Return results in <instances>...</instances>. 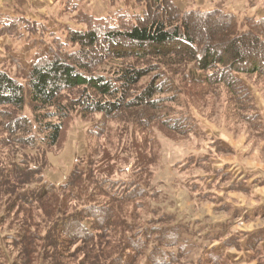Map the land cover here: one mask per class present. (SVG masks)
Wrapping results in <instances>:
<instances>
[{
	"label": "trees",
	"instance_id": "trees-1",
	"mask_svg": "<svg viewBox=\"0 0 264 264\" xmlns=\"http://www.w3.org/2000/svg\"><path fill=\"white\" fill-rule=\"evenodd\" d=\"M137 2L145 4L140 12L126 8L103 17L78 12L75 17L80 28H69L66 38L79 45V49L66 52L59 47L40 55L28 70L25 84L0 68V107L4 110L0 111V206L5 197L4 189L8 188L14 191L6 199L9 200L6 207L11 202L12 208L18 202L29 206L39 199L40 193L41 196L55 195L66 189L78 205L76 213H60L54 220H47L48 225L44 222L30 224L32 216L28 210L20 224L10 227L12 230L2 229L4 238L19 247L20 254L29 250L38 253L45 247H37V244L44 242L58 255L62 247L72 242L71 251L82 250L84 258H88L100 254L91 243L97 238L101 239L98 242L106 239L104 248L110 246L108 253L117 256L123 264H130L129 261L137 258L146 264H232L222 254L213 252V245L210 248L218 242L225 249H243L244 255L235 264H264V226L247 229V224L254 220L245 208L222 203L214 194L216 188L225 187L227 192L251 193L252 196L253 186L264 187L261 176L248 173L237 180L226 172L227 165L209 164L211 157L207 153L185 165L183 172L203 170L197 175L200 183L197 196L213 204L218 212L227 213L229 209L231 212L223 220L206 225L210 229L202 234L194 229L190 220L163 208L162 194L153 187L151 164L155 160L148 154L149 163L141 162L135 148L138 142L135 135L138 131L144 135L140 125L143 126L150 116L167 130L190 135L197 120L192 117V108L187 104L181 107L179 99L185 96L188 84L201 81L203 74L196 73L197 70L207 72L210 69L203 80L209 82L220 76V84L225 88L232 86L233 106L249 122L254 135L264 141V117L257 110L247 81L240 77L247 72L245 66L251 49L264 47V30H260L264 27V17L245 19L243 26L247 28L242 31L234 15L219 9L184 11L173 0ZM194 19L202 20L208 29L220 22L232 26L233 34L228 38L227 48L222 51L215 45L201 43V27L195 25ZM39 27L41 22L36 20L0 13V37L16 34L21 28ZM203 34H207L206 31ZM170 48L176 51L186 48L184 56L189 55L192 68L187 62L181 66V61L169 58L170 50L162 52ZM103 49L116 58L126 57L129 51L138 49H145L147 54L158 50L160 54L156 61H147L142 68L121 63L100 71L94 66L98 56L104 55L100 53ZM225 57L230 61L226 71ZM236 61L240 62L238 67ZM183 70L182 83L178 84L176 74ZM186 73L189 80L184 86ZM150 75V80L140 87V81ZM220 84L217 86L222 91ZM174 104L180 107L173 109ZM119 111H125L124 120L132 121L128 127L131 147L119 153V166L107 158L96 164L95 151L91 149L74 165L63 183L55 184L45 179L48 160L46 162L42 156L60 142L63 130L71 124V113L77 112L83 118L100 113L103 122L105 118L106 121L116 118ZM139 115L144 119L137 121ZM51 118L53 120H48ZM124 131L126 129L122 134ZM4 146H10L9 152L1 150ZM210 146L212 152L223 158L231 153L220 139ZM128 167L131 173L124 175L128 174ZM220 183L225 184L220 186ZM197 187L189 189L194 192L192 188ZM7 218L8 214L2 212L0 223ZM194 223H200L199 219ZM41 226H45L44 229ZM73 246H76L74 250ZM16 261L20 264L24 260L18 258ZM0 263H4L2 257Z\"/></svg>",
	"mask_w": 264,
	"mask_h": 264
},
{
	"label": "rangeland",
	"instance_id": "rangeland-1",
	"mask_svg": "<svg viewBox=\"0 0 264 264\" xmlns=\"http://www.w3.org/2000/svg\"><path fill=\"white\" fill-rule=\"evenodd\" d=\"M173 2L180 10L184 11L195 10L205 12L219 9L225 13H230L235 16L242 31L247 28L243 26L245 19L264 17V0H173ZM126 8L131 12H140L145 8V4L143 2L138 3L137 0H94V3L91 0H82L77 8L61 9L59 14H53V12L52 14L44 15L36 20L37 22H41V28L32 30L21 28L20 32L16 34L0 37V68L6 69L16 79L25 84L28 70L40 55L51 53L52 50H56L59 47H63L62 51L66 52L79 49V45L68 42L66 38L69 28H80L75 17L78 12L85 11L96 17H103L114 15L119 10ZM12 16H23L26 20H31V18L22 14H14ZM193 22L195 25L201 27V30H199V35L203 38V40H199L201 43L215 45L216 48H220L222 51L227 48L228 38L232 37L233 34L232 26L220 22V25L218 24L208 29L206 25H203L204 22L202 20L194 19ZM260 30H264V27H261ZM205 31L207 34H203ZM254 47V50L251 49V53L248 55V62L245 66L247 72L241 74L240 77L247 81L257 110L259 109L262 117H264V47ZM185 49L176 51L174 48H170L164 49L162 52L170 50L169 58L173 57L181 61V66L186 65V62L190 65L189 55L184 56L186 54ZM144 50L129 51L126 57L116 58L113 54H108L103 49L100 53L102 52L104 55L98 56V62L94 67H96L95 69L100 68L99 70L101 71L102 68L110 69L112 64L117 65L122 63L142 68L147 61H156V56L160 54L158 50H154L151 54H147L148 51ZM177 54L181 57H178ZM225 58L224 66L226 71L228 70L227 65L230 61L228 57ZM184 59H187V61ZM235 64L238 67L240 62L236 61ZM244 65L242 63V66ZM192 66L190 65L189 67L192 68ZM256 66L258 70L254 69ZM187 67L184 66L183 68ZM210 71L211 69L207 72L197 70L196 73L206 75ZM183 72L184 70L176 74L178 77H175V79L178 84L182 83L180 75ZM151 75L144 77L140 81L139 86L145 85L150 80ZM185 75L184 86L185 83L187 85L189 80L187 73ZM203 75L200 82L188 84L185 96L182 95L179 99L181 107H185L187 104L192 108L194 111L191 113L192 117L197 120L194 123L196 124V128L191 130L188 137L167 130L153 116H150L147 105L145 107L148 110L150 118H148L143 126L140 125L143 128L144 135L139 131L135 135L138 139L135 148L141 162L149 163L148 159L150 156L148 154H151L153 160H155L151 164V170L154 173L153 187L160 190L162 194L160 203L163 205V208L178 214L180 217L187 218L191 221L194 229H199L202 234L210 229L206 225L209 223L215 224L223 220L225 216H228L230 209L227 213L225 211L218 212L214 209L213 204L207 200L200 199L197 196L198 191H200L197 175L198 173H202V171L196 169L190 172V169H187L183 172V167L190 162L194 163L206 153L211 157L209 164L218 167L216 164L219 163L221 156L212 152L210 146V143H213L216 139H220L224 147L234 146L231 153L225 156L229 163L232 164L238 160L245 167H256L257 165L264 167V148H261L264 141L254 135L249 122L233 106L231 97L233 96L232 91L234 89L232 86L225 88L224 85L220 84V76L210 79L209 82H205ZM219 84L223 88L222 91L217 86ZM65 95L66 92L63 91L62 96L65 97ZM178 107L180 106L174 104L172 108L177 109ZM0 111H4L2 107H0ZM124 112L119 111L116 118L110 121H106L107 119L105 118L103 122H101L103 115L100 113L93 116L89 115L86 118L78 115L77 112L71 113V124L63 130L60 142L45 151V155L42 156L40 154L46 162L48 160L47 169L44 172L45 179L55 184L63 183L74 165L81 157H85L91 149L95 151L96 164L98 162L101 163V161L103 162V159L107 158L110 162H116L115 165L119 166V153L126 152V150H130L128 146L131 147L130 142H128V127L132 121H126V119L122 118ZM140 119H144L143 116L139 115L136 117L137 121ZM48 120H53V118ZM124 129L126 131L122 134ZM9 147L4 146L1 150L9 152ZM130 173L131 170L128 167V174L125 173L124 175H129ZM190 176L193 177L190 179ZM189 187H197V189L192 188L194 192H191ZM13 191L14 189L12 190L11 188L4 189L5 197L1 200L0 206V214L6 212L9 216V218L0 223V260L2 257L4 260L3 264H18L16 263V259L18 258L24 260L20 264H123L120 262V259L116 258L117 256L108 253L110 246L104 248L106 239L103 242H98L101 239L97 238H94L91 243L94 244L93 249L100 254L88 256V258H84L82 250L72 252L70 249L72 242H69L67 247L58 249L60 252L58 255L53 253L54 250L51 251V247L45 246L44 242H41V245L37 244V247H45V249H40L38 253L29 250L26 253L24 252V254H20L19 247H15L5 240L3 230H12L10 227L20 224L24 214L28 210L32 216L30 224L36 225L39 222H44L48 225L47 220H54L60 216V213H76L78 205L70 190L66 189L59 191L55 195L41 196L42 194L40 193L38 194L39 199L31 202V205L27 206L22 202H18L17 206L13 207V209L12 202L11 204L8 203L10 205L7 204L6 207V203L9 201L6 199L10 195H13ZM233 197L234 199L231 200L233 203L248 204L254 201V197H250L249 194L244 193H234ZM218 201L221 200L218 199ZM196 219L200 221L197 225L194 223ZM254 225H264V217L257 219ZM41 227L44 229L45 226ZM212 245L213 252L222 254L232 264L238 263L244 255L243 249L239 251L230 247L225 249L218 242L211 244L210 248ZM75 248L76 246H73L72 249L74 250ZM129 263L146 264L140 258L135 259L133 262L129 261ZM248 264H255V262Z\"/></svg>",
	"mask_w": 264,
	"mask_h": 264
},
{
	"label": "crops",
	"instance_id": "crops-1",
	"mask_svg": "<svg viewBox=\"0 0 264 264\" xmlns=\"http://www.w3.org/2000/svg\"><path fill=\"white\" fill-rule=\"evenodd\" d=\"M80 2H82V0H0V12L9 15L22 14L31 18V20H38L42 16L52 14L53 12V14H59L61 9L77 8L79 7ZM91 2L94 3V0H91ZM229 148H231L232 151L234 146ZM261 148H264V144L263 146L261 145ZM216 165H218V167L227 165L226 172L231 174L233 178H237V180L244 178V176L248 173L253 174L254 176H261L264 180V167H261L260 165H257L256 167H245L241 162L239 163L238 160L231 164L228 162V159H226V157H221L219 163H217ZM199 171L203 170L200 169ZM224 184L225 183H220L219 185L224 186ZM216 187L217 186H215L214 188ZM252 189V196L251 193L249 195L250 197H254V201L248 203L251 207H248V204L246 203L231 202V200L234 199L233 194L236 192H227L225 187H222L221 189L216 188L214 190V194H216L219 200L223 201L222 203L230 202V204L234 206L245 208L246 213L250 215V217H252V220H254L255 222L257 221V219H261L264 217V187L255 185L252 187ZM254 222L247 224V229L253 230L255 227L264 226H255Z\"/></svg>",
	"mask_w": 264,
	"mask_h": 264
}]
</instances>
